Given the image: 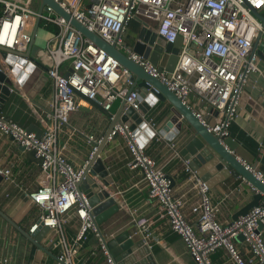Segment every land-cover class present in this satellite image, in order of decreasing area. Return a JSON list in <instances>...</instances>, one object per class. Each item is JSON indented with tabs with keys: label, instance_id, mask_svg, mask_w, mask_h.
I'll use <instances>...</instances> for the list:
<instances>
[{
	"label": "built area",
	"instance_id": "2783aa9c",
	"mask_svg": "<svg viewBox=\"0 0 264 264\" xmlns=\"http://www.w3.org/2000/svg\"><path fill=\"white\" fill-rule=\"evenodd\" d=\"M31 1L0 0V46L19 53L28 51L39 15L31 7ZM55 1L106 42L116 43L130 59L158 78L210 131L220 137L230 135L244 88L251 75L260 71L258 57L252 56V50L264 27L254 11H263L264 0ZM40 16L41 26L54 25L57 30L47 39L45 48L36 53L37 61L46 67L45 72L55 90L51 98L45 99V110L38 114L42 134L39 136L34 130L0 114V133L34 153L44 179L35 189L21 188L30 203L41 210L29 231L35 232L38 227L47 229L42 241L56 254L55 264H117L93 222V207L86 194L77 188V182L103 137L87 136L89 150L81 164L70 160L65 138L69 139L77 132L76 128L70 127V118L81 110L82 100L91 101L106 112L112 111L115 102L123 100L129 107L139 110V92L129 93L133 82L127 68L86 38L51 6L44 8ZM136 16L152 21L153 24L147 21V28L167 43H174L179 37L183 39L177 64L171 73L160 72L158 66L125 43L123 35ZM192 95L203 105V112L195 110ZM204 112L215 119L214 124L204 119ZM147 116V123L155 132L150 141H167L174 157L179 156L176 144L160 134L158 123ZM115 132L125 136L131 153L128 166L141 171L149 186L150 198L159 206L158 217L184 241L196 264H218L212 255L219 251L224 252V260L229 264H264V226L260 229L259 224L264 223V200L247 214L227 225L222 224L218 218L220 207L214 202L210 186L198 176L190 161L187 160L184 167L186 188L176 194L173 178L165 166L147 151L149 143L142 147L137 141L138 135L133 132L126 135L121 127ZM243 163L251 168L247 162ZM254 173L264 182L262 170L255 169ZM0 175L2 183L20 186L13 165L0 167ZM248 184L254 192L262 194ZM131 215V238H140L149 247L151 241L161 242L152 229L155 223L152 217L139 216L133 211ZM239 235L248 247L247 253L240 249ZM112 236L108 235L107 240ZM92 239L95 241L92 254L101 251L105 262H87L84 258V249ZM0 264L6 262L0 259Z\"/></svg>",
	"mask_w": 264,
	"mask_h": 264
},
{
	"label": "crops",
	"instance_id": "0c3cea01",
	"mask_svg": "<svg viewBox=\"0 0 264 264\" xmlns=\"http://www.w3.org/2000/svg\"><path fill=\"white\" fill-rule=\"evenodd\" d=\"M35 10L38 11V9ZM262 14L264 15V9ZM141 20L145 21L140 19L139 16H136L133 20L134 27H139V29L137 28L138 30L133 32V39L129 38V34L127 33L130 24L123 35V38L126 37L124 40L127 44H131H128L131 47L134 45L142 29L143 24ZM149 23H152V21H149ZM41 29L44 28L40 26L35 44H39V48L43 49L50 32H45L44 30L46 29H44L43 32L45 34L43 38H45V41L44 39L39 40ZM130 29H133V27ZM192 47L194 48L195 46L193 45ZM258 64L260 71L251 75L244 88L238 117L231 124L230 136L227 138L226 143L229 149L239 156L242 161L250 165L256 164V169L264 172V165L261 163L264 149V126L251 113L254 106L253 104L251 105L250 101V98H253L264 107V59L258 57ZM54 91L53 82L48 77V81L44 83L35 97L36 103L32 102L24 92H13L2 114L27 129L34 131L37 129L41 132V130L43 131V126L38 114L45 110V99L51 98ZM191 101L195 106V110L202 112L205 110L202 104L197 103L196 96L192 95ZM83 103H81V110L73 113L70 118V127L77 129L76 134L69 139L65 138V140H68V156L70 160L79 164L84 162L89 150L87 136L103 137L110 126L111 114L114 115L119 106V103H114L112 111L106 112L91 101L84 100ZM166 106L167 104L156 105L147 116L150 120L153 118L158 123L160 129L167 122L168 117L164 114ZM204 116L208 118L207 122L209 124H214V118L209 117L206 112H204ZM187 128L184 125V131L177 134L172 141L169 140L176 144L179 152L184 146L185 141L182 138ZM153 141H149V146ZM160 146V152H157V147L152 146L150 149L147 148V151L153 154L161 165L165 166V170L174 180L175 193L180 194L186 188L187 173L184 171L186 161L181 155L174 157V151L168 146L167 141L160 142ZM102 157L111 172V176L114 178L117 190L115 196L120 199L122 206V213L120 214L122 224L114 231L118 232L126 226L132 225V211L139 216L152 217L155 221L152 229L155 236L161 240L160 243L150 242L151 252L154 254L157 264H196L184 241L169 227L164 219L158 217L157 211L159 206L155 199L150 198L149 186L143 180L141 171L139 169H131L128 166L131 153L125 136L118 134L110 139L102 152ZM9 165H13L14 176L20 186L6 182L0 184V208L13 221L29 231L38 220L41 210L30 203L24 196L21 188H37L44 182L42 172L32 151L25 150L12 137L0 133V167ZM212 170L213 166L208 163L197 174L201 176L204 173L210 176V180L207 183L211 188L214 202L219 204L220 211L218 218L222 224L227 225L240 215L247 214L255 205L264 200V195L254 192L245 180L241 178H229L224 182H219V179L222 178L220 177L221 173L217 172V170ZM186 211L189 212V208H186ZM109 226H111L110 223H106L104 226V230L108 233H110ZM238 242L240 249L244 253H247L248 247L242 241ZM94 245L95 241L92 239L84 249V258L87 259V262H105L106 258L101 251L97 250L92 254V249L95 250ZM50 251L55 257L35 246L0 216V259L3 262H6V264H55L56 254L52 250ZM223 253V251H219L213 254V260L218 264H229L225 262Z\"/></svg>",
	"mask_w": 264,
	"mask_h": 264
},
{
	"label": "water",
	"instance_id": "95a60500",
	"mask_svg": "<svg viewBox=\"0 0 264 264\" xmlns=\"http://www.w3.org/2000/svg\"><path fill=\"white\" fill-rule=\"evenodd\" d=\"M47 6H51L86 38L104 49L119 61L123 67L127 68L132 73L131 80L133 82L129 93L134 90L139 92V110L129 107L126 101L123 100L119 103L114 115L111 114L113 117L111 118L110 126L103 136L102 142L98 145L93 158L87 163L81 180L77 182L78 190L86 194L90 205L93 207V222L117 264H157V261L151 252V248L143 240L130 237V226H126L118 232L114 231L122 224L120 215L122 213V206L120 199L111 194V192L117 193V190L114 178L111 176V172L102 157V152L109 140L119 134V132H115L117 127H121L126 135L129 132L138 135V143L142 147H145L150 139L155 136L154 130L150 128L145 117L156 105L167 104L164 111V114L168 117L167 122L159 130V133L165 135L168 140H173L177 134L184 131V125L189 128L183 134L182 139L185 142L183 148L180 150V155L185 161H190V166L198 171L197 173H199V170L203 166L210 163L213 166L212 171L217 170V172L221 173L220 177L222 178L219 179V182H224L229 178H241L258 188L264 195V182L258 179L254 173L257 165L253 164L250 165L251 168H248L242 159L229 149L226 140L230 135L220 137L210 131L196 116L195 112L185 105L158 78L150 75L142 65L130 59L128 54L118 47L116 43L109 44L97 33L87 28L82 22L66 12L55 0H40L39 15L32 32L33 40L26 53H19L0 46V114L13 92H24L32 102L36 103L35 97L38 91L48 81L45 73L46 67L36 59V53L41 48L35 44L36 35L41 26L40 15H42L43 9ZM254 13L264 27V15L262 11L256 10ZM142 24L140 34L132 46L133 51L158 66L160 72L166 71L171 73L177 64L183 39L179 37L174 43H167L163 37L158 36L147 28L148 23L146 21H142ZM254 55L264 59V32L262 31L259 32L254 42L252 56ZM32 86L34 87L32 88ZM246 95L248 96L247 93ZM250 101L251 105L253 104L254 106L251 113L264 126V107L253 98H250ZM204 119L208 121V118L205 116ZM35 131L39 136L42 134V130L40 132L35 129ZM168 132L169 134H167ZM261 163L264 165V149ZM201 176L206 182L210 180V176L207 174L202 173ZM2 181L3 178L0 175V183ZM0 216L35 246L55 257L42 243V238L46 234L47 229L38 227L35 232L27 231L13 221L1 208ZM106 223H110L111 225L109 226L110 233L104 230ZM259 224L261 229L264 223L261 221ZM110 234L113 236L107 240V236ZM237 240L242 241L243 236L239 235Z\"/></svg>",
	"mask_w": 264,
	"mask_h": 264
},
{
	"label": "rangeland",
	"instance_id": "374dc122",
	"mask_svg": "<svg viewBox=\"0 0 264 264\" xmlns=\"http://www.w3.org/2000/svg\"><path fill=\"white\" fill-rule=\"evenodd\" d=\"M31 6L33 7V8H35V9H39V6H40V0H32V2H31ZM140 17V19H143V20H145V21H148L149 22V20L147 19V18H145V17H143V16H139ZM134 21H132L131 23H130V27H129V29H128V34H129V38H131V39H133V37H134V33L133 32H135V30H138L139 29V27H137V28H135L134 27V23H133ZM136 22V21H135ZM132 23H133V25H132ZM135 26H136V24H135ZM131 27H133V29H130ZM42 31H40V38H39V40H43L44 39V41H45V38H43L44 37V34H45V32H48V31H46V30H44V29H41ZM43 30L45 31V32H43ZM49 33V32H48ZM51 37V33H49V37L48 38H50ZM126 38V37H125ZM124 38V39H125ZM125 43L127 44V42L125 41ZM129 44V43H128ZM37 45V44H36ZM44 45H45V43H44ZM129 45H131V44H129ZM38 47L40 46L39 44L37 45ZM43 47V46H42ZM84 102V100H82V104H84L83 103ZM115 103H120V101H117V102H115Z\"/></svg>",
	"mask_w": 264,
	"mask_h": 264
},
{
	"label": "trees",
	"instance_id": "16d2710c",
	"mask_svg": "<svg viewBox=\"0 0 264 264\" xmlns=\"http://www.w3.org/2000/svg\"><path fill=\"white\" fill-rule=\"evenodd\" d=\"M43 27V26H42ZM44 28V27H43ZM46 29L48 32L51 33V35L56 33V27L54 25L48 26ZM157 147V152H160L161 146H160V142L157 141H153L152 143H150V146H148V148L150 149V147ZM151 152V151H150ZM156 158V157H155Z\"/></svg>",
	"mask_w": 264,
	"mask_h": 264
}]
</instances>
